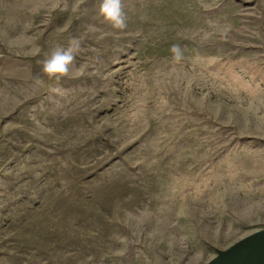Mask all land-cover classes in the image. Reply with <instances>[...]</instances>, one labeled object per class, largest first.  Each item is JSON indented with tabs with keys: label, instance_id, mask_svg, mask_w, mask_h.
Masks as SVG:
<instances>
[{
	"label": "rangeland",
	"instance_id": "rangeland-1",
	"mask_svg": "<svg viewBox=\"0 0 264 264\" xmlns=\"http://www.w3.org/2000/svg\"><path fill=\"white\" fill-rule=\"evenodd\" d=\"M103 4L0 0V264H205L264 225V0Z\"/></svg>",
	"mask_w": 264,
	"mask_h": 264
},
{
	"label": "water",
	"instance_id": "water-1",
	"mask_svg": "<svg viewBox=\"0 0 264 264\" xmlns=\"http://www.w3.org/2000/svg\"><path fill=\"white\" fill-rule=\"evenodd\" d=\"M205 264H264V225L227 248L218 249Z\"/></svg>",
	"mask_w": 264,
	"mask_h": 264
},
{
	"label": "clouds",
	"instance_id": "clouds-1",
	"mask_svg": "<svg viewBox=\"0 0 264 264\" xmlns=\"http://www.w3.org/2000/svg\"><path fill=\"white\" fill-rule=\"evenodd\" d=\"M101 11L105 19L112 23L113 27L121 28L124 26V18L120 9L119 0H104ZM173 52H179L177 47H173ZM74 60L71 48L67 51L57 50L50 58L43 62L42 72L47 74L49 79H59L69 73L70 66Z\"/></svg>",
	"mask_w": 264,
	"mask_h": 264
}]
</instances>
